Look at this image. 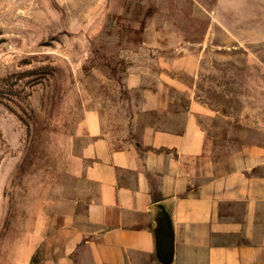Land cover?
<instances>
[{
    "label": "rangeland",
    "instance_id": "rangeland-1",
    "mask_svg": "<svg viewBox=\"0 0 264 264\" xmlns=\"http://www.w3.org/2000/svg\"><path fill=\"white\" fill-rule=\"evenodd\" d=\"M164 102L264 138V0H0V264L51 260L89 200L90 117L135 141Z\"/></svg>",
    "mask_w": 264,
    "mask_h": 264
},
{
    "label": "crops",
    "instance_id": "crops-1",
    "mask_svg": "<svg viewBox=\"0 0 264 264\" xmlns=\"http://www.w3.org/2000/svg\"><path fill=\"white\" fill-rule=\"evenodd\" d=\"M179 108L148 107L155 124L117 144L88 119L89 200L45 264H264V138L213 144L204 106Z\"/></svg>",
    "mask_w": 264,
    "mask_h": 264
}]
</instances>
